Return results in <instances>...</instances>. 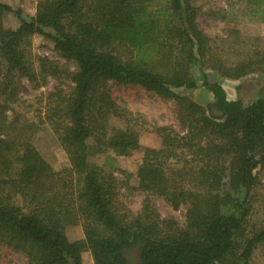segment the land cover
<instances>
[{
  "label": "trees",
  "instance_id": "16d2710c",
  "mask_svg": "<svg viewBox=\"0 0 264 264\" xmlns=\"http://www.w3.org/2000/svg\"><path fill=\"white\" fill-rule=\"evenodd\" d=\"M155 1L38 0L30 19L0 3V97L6 103L17 95L19 81L35 84L53 74L46 66L37 72L25 56L21 45L30 37L53 42L77 67L73 96L54 106L50 119L70 163L63 172L40 155L26 127L9 136L14 124L0 104V252H19L27 264H83L86 252L94 264H133L131 255L135 264H249L264 244V229L245 231L255 170L264 160V98L245 105L205 80L214 101L203 107L171 90L196 88L192 67L206 59L227 79L252 73L254 63L230 70L215 64L190 0H167L148 15L147 5ZM255 11L264 22V0ZM12 13L16 29L3 24ZM111 81L142 86L177 104L180 130L157 129L160 145L143 151L137 177L141 188L174 208L189 206L184 229L149 204L130 220L120 217L114 179L89 160L96 153L130 156L140 149L134 114L111 98ZM110 116L127 127H112ZM226 178L232 191H245L237 214L221 210L234 201L223 189ZM80 222L84 237L71 241L66 229Z\"/></svg>",
  "mask_w": 264,
  "mask_h": 264
},
{
  "label": "rangeland",
  "instance_id": "374dc122",
  "mask_svg": "<svg viewBox=\"0 0 264 264\" xmlns=\"http://www.w3.org/2000/svg\"><path fill=\"white\" fill-rule=\"evenodd\" d=\"M259 2L260 0H190L197 13L195 20L197 28L210 40L215 64H221L230 70L245 61L251 60L254 63V71L236 82L238 84L236 89L231 90L233 96L231 98L241 99L245 105L264 98V63H258L264 59V22L260 21V13L255 11ZM0 3L14 9L20 8L23 17L30 19L36 14L38 0L22 2L0 0ZM167 3V0L150 3L146 12L148 15L154 14L157 8L160 9ZM171 21L175 22V19L171 18ZM3 24L7 28L16 29L19 20L13 13L7 14L3 18ZM21 49L37 72H40L41 66H46L47 71H52L53 74L39 77L35 84L27 79L19 81L16 85L17 95L10 98L7 103L6 96L0 97V104H5L6 119L14 124L7 132L12 137L20 127H26L40 155L55 171L63 172L70 168V163L50 119L52 108L73 96L75 85L71 78L77 70L76 64L66 60L55 49L53 42L40 35H34L24 41ZM201 64L197 62L191 71L197 83L196 88L171 87V90L205 107L211 92L203 86V82L207 80L212 83L220 74L210 68V59ZM108 90L117 104L134 114L135 120L132 125L140 133V149L130 156H118L115 152L108 151L89 157L90 162L100 166L106 175L114 179V207L117 214L130 220L138 216L149 204L162 219H170L179 228L184 229L189 206L181 205L174 208L164 197L141 188L137 177L143 151L160 145L157 129L180 130L177 104L172 99H164L138 85L111 81L108 83ZM110 124L119 129L127 127L126 121L114 116H110ZM6 138L7 136L4 137ZM92 143L90 140L89 144ZM257 158L260 160V157ZM255 175L256 184L247 205L249 208V216L245 220L247 235L264 229V160H261ZM77 178L78 175L74 176V179ZM224 182L226 185L223 189L229 192L234 201L224 205L221 210L224 214H237L240 210L237 203L240 205L244 201L245 191H232L228 178ZM66 235L71 241L82 239L84 237L82 223L69 226ZM130 259L135 264V256L131 255ZM0 264H27V261L19 252L4 248L0 252ZM83 264H94L90 252L84 253ZM249 264H264V244L255 251Z\"/></svg>",
  "mask_w": 264,
  "mask_h": 264
},
{
  "label": "crops",
  "instance_id": "0c3cea01",
  "mask_svg": "<svg viewBox=\"0 0 264 264\" xmlns=\"http://www.w3.org/2000/svg\"><path fill=\"white\" fill-rule=\"evenodd\" d=\"M240 79H242V78H240ZM240 79H227V78H224L220 75L218 77V79H215L212 83L220 84L222 86V88L226 91L227 98L229 100H235V99L231 98V97H233L231 90L236 89V86L238 85L236 82H238ZM213 101H214V98H213V95L211 93L209 98H208L207 104L212 103Z\"/></svg>",
  "mask_w": 264,
  "mask_h": 264
}]
</instances>
